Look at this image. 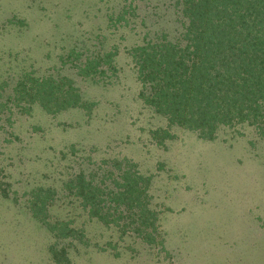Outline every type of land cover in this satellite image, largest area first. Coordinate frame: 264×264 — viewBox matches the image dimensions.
I'll list each match as a JSON object with an SVG mask.
<instances>
[{"label": "rangeland", "instance_id": "obj_1", "mask_svg": "<svg viewBox=\"0 0 264 264\" xmlns=\"http://www.w3.org/2000/svg\"><path fill=\"white\" fill-rule=\"evenodd\" d=\"M131 6L128 27L110 26L109 14ZM182 32L176 0H0V264H264V138L247 128L205 140L178 127L156 138L167 121L136 100L126 51L145 37L177 42ZM116 44L123 71L114 85L83 81L63 64L72 49L84 59ZM26 73L73 79L85 99L100 101L94 118L5 104ZM115 158L151 177L160 244L120 239L62 192L50 216L84 228L88 245L57 240L32 217L33 189L59 190L81 172L100 184L98 164Z\"/></svg>", "mask_w": 264, "mask_h": 264}, {"label": "trees", "instance_id": "obj_2", "mask_svg": "<svg viewBox=\"0 0 264 264\" xmlns=\"http://www.w3.org/2000/svg\"><path fill=\"white\" fill-rule=\"evenodd\" d=\"M176 2L183 27L179 41L170 40L166 34L145 37L126 51L128 65L141 86L136 100L168 123V128L153 132L155 137L164 140L171 136L170 127H178L205 140H215L230 129L240 133L247 128L264 138V0ZM122 11L116 16L109 14L110 26H129L135 8ZM107 40L105 36L102 47ZM121 54L119 44L84 59L72 49L63 64L69 61L83 81L107 87L114 85L123 71L117 65ZM7 103L24 108L38 106L53 115L78 111L88 122L100 101L85 99L84 92L69 77L26 73ZM71 151L75 153L74 148ZM98 165L103 173L100 184L81 172L70 175L59 190L33 189L27 201L32 217L57 240L88 245L84 228H74L72 220L50 216V208L58 200L55 194L62 192V196L80 203L89 221L118 230L120 239L131 237L142 244H160L159 217L149 207L151 177L136 171L126 158L103 160ZM107 180L110 186L105 184Z\"/></svg>", "mask_w": 264, "mask_h": 264}]
</instances>
